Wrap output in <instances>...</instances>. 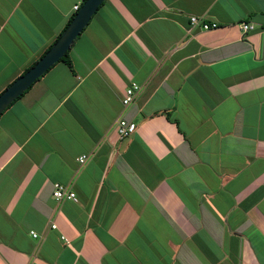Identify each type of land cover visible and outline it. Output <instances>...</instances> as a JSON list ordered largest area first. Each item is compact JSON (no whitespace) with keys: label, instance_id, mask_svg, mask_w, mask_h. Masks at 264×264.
I'll return each mask as SVG.
<instances>
[{"label":"crops","instance_id":"0c3cea01","mask_svg":"<svg viewBox=\"0 0 264 264\" xmlns=\"http://www.w3.org/2000/svg\"><path fill=\"white\" fill-rule=\"evenodd\" d=\"M80 1L0 0V91ZM263 11L102 0L70 65L55 61L0 113V264H264ZM120 112L136 124L122 138ZM54 182L75 199H54Z\"/></svg>","mask_w":264,"mask_h":264},{"label":"water","instance_id":"95a60500","mask_svg":"<svg viewBox=\"0 0 264 264\" xmlns=\"http://www.w3.org/2000/svg\"><path fill=\"white\" fill-rule=\"evenodd\" d=\"M102 0H83L50 46L23 73L0 91V113L69 48Z\"/></svg>","mask_w":264,"mask_h":264},{"label":"built area","instance_id":"2783aa9c","mask_svg":"<svg viewBox=\"0 0 264 264\" xmlns=\"http://www.w3.org/2000/svg\"><path fill=\"white\" fill-rule=\"evenodd\" d=\"M77 7V4H73V9ZM264 13V11H263ZM190 22H199V25L202 29L214 27L217 25L216 21H204V20H199L196 16H190L189 17ZM237 26L242 34H245L249 30L253 29V24L250 20H239L237 22ZM139 90V85L135 82H131L128 86H126L123 90V94L121 96V102L123 105L128 104L135 94ZM112 129L115 133V135L118 138L125 137L132 133L135 129V123L132 120H128L124 118V116L119 113L116 118L113 121ZM86 154H81L77 159L79 162H82L85 159ZM52 196L56 200H61V199H75L74 192L67 188L65 185L59 183V182H54L53 188H52ZM54 223L50 224V227H54ZM33 236H35L34 232H31Z\"/></svg>","mask_w":264,"mask_h":264},{"label":"trees","instance_id":"16d2710c","mask_svg":"<svg viewBox=\"0 0 264 264\" xmlns=\"http://www.w3.org/2000/svg\"><path fill=\"white\" fill-rule=\"evenodd\" d=\"M81 1H83V0H81ZM74 12H75V11H73V12L71 13V15H70V17L68 18V20L66 21L65 25L68 23V21L70 20V18H71L72 15L74 14ZM65 25H64V27H65ZM64 27H63V28H64ZM63 28H62V29H63ZM62 29H61V30H62ZM61 30H60V31L58 32V34L56 35L55 39H56L57 36L60 34ZM55 39H54V40H55ZM54 40H53V41H54ZM53 41H52V42H53ZM52 42H51V43H52ZM51 43H50V44H51ZM50 44L44 49V51L50 46ZM44 51H43V52H44ZM43 52H42L38 57H40V56L43 54ZM35 60H36V59H35ZM35 60L32 61L28 66H26V67L20 72V74L23 73V72H24V71H25L30 65H32V64L35 62ZM58 60H63V61L66 62L68 65H70V62H69V59H68V53H67V50L63 53V55H62L61 57L58 58ZM9 83H10V82H9ZM9 83H8V84H9ZM8 84H6V86H7ZM31 84H32V83H31ZM31 84H30V85H31ZM30 85H29L28 87H30ZM6 86H5V87H6ZM28 87H27V88H28ZM27 88H26V89H27ZM26 89H24V90H23V91H22V92H21L16 98H14L13 100L19 98L20 95H22V93H23L24 91H26ZM1 90H2V89H1ZM13 100H12V101H13ZM10 103H11V102H10Z\"/></svg>","mask_w":264,"mask_h":264},{"label":"clouds","instance_id":"9594fccd","mask_svg":"<svg viewBox=\"0 0 264 264\" xmlns=\"http://www.w3.org/2000/svg\"><path fill=\"white\" fill-rule=\"evenodd\" d=\"M81 2H82V1H80V3H74V4H77V7H76L75 9H72V10H73V11H76V9H77L78 6L81 4ZM72 7H73V5H72ZM81 31H82V30H81ZM81 31H80V32H81ZM36 59H37V58H36ZM38 77H39V76H38ZM38 77H37V78H38ZM37 78H36V79H37ZM132 82H133V81H132ZM135 83H136V82H135ZM129 84H130V83H129ZM129 84H128V85H129ZM128 85H127V86H128ZM4 88H5V87H4ZM4 88H3V89H4ZM124 88H125V87H124ZM3 89H2V90H3ZM122 94H123V92H122ZM135 95H136V94H135ZM121 96H122V95H121ZM134 97H135V96H134ZM134 97H133V99H134ZM133 99H132V100H133ZM132 100H131V101H132ZM120 101H121V97H120ZM131 101H130V102H131ZM130 102H129V103H130ZM121 104H122V102H121ZM122 105H123V104H122ZM126 105H127V104H126ZM126 105H123V106H126ZM120 113L122 114V112H120ZM115 118H116V117H115ZM115 118H114V119H115ZM124 118H125V117H124ZM113 121H114V120H113ZM133 122H134V121H133ZM134 123H135V122H134ZM112 125H113V122H112ZM135 127H136V124H135Z\"/></svg>","mask_w":264,"mask_h":264},{"label":"rangeland","instance_id":"374dc122","mask_svg":"<svg viewBox=\"0 0 264 264\" xmlns=\"http://www.w3.org/2000/svg\"><path fill=\"white\" fill-rule=\"evenodd\" d=\"M192 23H194V22H192Z\"/></svg>","mask_w":264,"mask_h":264}]
</instances>
